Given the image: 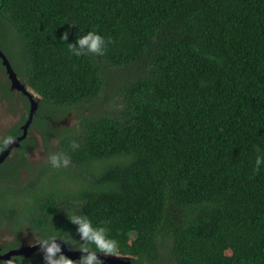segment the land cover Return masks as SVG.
I'll return each instance as SVG.
<instances>
[{
	"label": "trees",
	"instance_id": "trees-1",
	"mask_svg": "<svg viewBox=\"0 0 264 264\" xmlns=\"http://www.w3.org/2000/svg\"><path fill=\"white\" fill-rule=\"evenodd\" d=\"M89 30L111 41L104 55L73 56L67 43ZM9 39L40 97L35 127L43 107L98 98L108 68L150 72L123 88L120 116L81 118L55 153L67 164L33 167L26 144L24 168L0 178V227L59 231L79 249L76 213L132 264H264V0H0L4 53Z\"/></svg>",
	"mask_w": 264,
	"mask_h": 264
},
{
	"label": "rangeland",
	"instance_id": "rangeland-1",
	"mask_svg": "<svg viewBox=\"0 0 264 264\" xmlns=\"http://www.w3.org/2000/svg\"><path fill=\"white\" fill-rule=\"evenodd\" d=\"M4 47V46H3ZM5 54L9 58L12 65L19 63L21 65V59L17 56L18 48L14 43L7 42L5 48ZM106 67L103 66V69ZM150 72V66L145 64L128 66L120 69L108 68L104 70L103 76L105 85L103 92L98 98L92 101H88L80 105L78 109L70 110H52L46 106L42 108L41 114L42 123L40 127L32 129L30 132V139L33 142V149L28 154V160L32 163L33 167L39 166L50 159V156L55 154L57 148L68 136L78 134L80 129V120L85 115H110L120 116L124 111V99L123 88L127 83L136 78L139 74ZM0 87L9 89L10 80L6 71L0 66ZM10 91H5L0 88V142L6 137L9 130L13 129L17 125H21L29 115L30 104L27 109L26 100L24 95L12 88ZM40 107V106H39ZM40 110V108H39ZM25 118V120H24ZM26 123V122H25ZM44 137V140H43ZM51 137L52 139L48 138ZM21 179H26L30 176L29 172L21 171ZM23 201V200H22ZM30 204L29 202H23L22 208H26ZM32 232L25 231L23 234L24 239L33 243L37 241V237ZM14 238L11 229L0 230V242L8 241ZM170 246V240L166 239ZM169 240V241H168ZM169 246H165L163 249L164 256L168 262H170ZM78 261V260H77ZM35 264H44L40 257L35 260Z\"/></svg>",
	"mask_w": 264,
	"mask_h": 264
},
{
	"label": "clouds",
	"instance_id": "clouds-1",
	"mask_svg": "<svg viewBox=\"0 0 264 264\" xmlns=\"http://www.w3.org/2000/svg\"><path fill=\"white\" fill-rule=\"evenodd\" d=\"M62 40L67 42L68 35L62 37ZM110 40L96 30H89L86 33L78 36L74 43L68 44V51L75 57H81L86 54H95L97 56L104 55L107 45ZM13 140L9 135L2 144L7 147ZM258 153L255 157L254 170L259 172L264 166V149L256 147ZM50 162L53 167H60L61 164H67V158L62 153L53 154L50 156ZM71 223L77 226V232L80 237L79 251L83 254L79 259V264H103L99 259V255H109L114 253L118 247V241L109 235V229L104 226L94 225L92 220L81 214L74 213L69 217ZM61 243H66L65 238L59 231L49 235L45 234L37 243L43 254L44 264H74V261L63 254ZM59 254V255H58Z\"/></svg>",
	"mask_w": 264,
	"mask_h": 264
},
{
	"label": "flooded vegetation",
	"instance_id": "flooded-vegetation-1",
	"mask_svg": "<svg viewBox=\"0 0 264 264\" xmlns=\"http://www.w3.org/2000/svg\"><path fill=\"white\" fill-rule=\"evenodd\" d=\"M1 47V46H0ZM2 49V48H1ZM3 51V50H2ZM4 53V52H3ZM5 54V53H4ZM6 55V54H5ZM1 61V65H3V62H2V59H0ZM3 67V66H2ZM5 68V67H4ZM6 70V68H5ZM7 73V71H6ZM17 74V73H16ZM8 75V74H7ZM18 75V74H17ZM9 78V76H8ZM19 79V82H21L22 86H24L25 89H27V92L29 95L32 96V98L36 101H39L40 97L37 96V93L35 91H33L29 86H27L25 83H23L21 81V79L18 77ZM10 80V79H9ZM11 85H12V82L10 81V87L9 89L7 88H2L0 87L1 89L5 90L7 89L8 91L11 90ZM13 86V85H12ZM13 88V87H12ZM14 89V88H13ZM18 91V90H17ZM20 92L22 95H24L23 97L25 99L28 100L29 104H30V100L29 98L25 95V93L21 92V91H18ZM39 103V102H38ZM40 106V105H39ZM40 108V107H39ZM39 108H38V111L34 117V120H33V124L31 125V127L28 129V135L27 137L21 142L20 146H18L16 149H14L10 154L9 156L6 158V160L0 164V178L3 176V174L5 175V177L7 179L10 178V175H12V168L9 167L8 165H13L15 167H18L19 169L21 168H24L23 167V164L25 162L24 158H23V151L27 148L26 147V144L29 143L30 146H33V142L31 141L30 139V132L32 129H36V127L34 126V122H35V118L37 117L38 115V112H39ZM43 113V111H42ZM41 116V115H39ZM29 117V115H28ZM41 119V117H40ZM28 118L24 121V122H21V125H17L16 127H14L13 129L9 130L6 134V137H8L11 132H13L14 130L16 129H19V132L20 134L17 135L16 137H13V140L21 137L23 134H24V130H23V127L25 126V122H27ZM42 122V120H41ZM41 125V124H40ZM5 137V138H6ZM43 140H44V137H43ZM3 141L0 142V152L2 151H5L7 149V147H4L3 144H2ZM29 147V146H28ZM33 149V148H32ZM31 149V150H32ZM29 150V152L31 151ZM29 154V153H28ZM27 161L28 160V155H27ZM30 162V161H29ZM7 163V165L5 166L4 164ZM22 171V170H21ZM27 172V171H26ZM23 180V179H22ZM24 225V224H22ZM11 229L12 233H13V236L14 238H11L10 240L8 241H1L0 242V264H25V262L22 261V259H24L26 262H28L29 264H35V260L40 257V260H44L43 259V254L41 252V250H38L37 252H33L32 254H30L29 257L25 256V255H13L9 258H6L8 255H10L11 253L15 252V251H18L20 249H34L36 246H37V243L39 242L40 240V237L33 231H30L25 225H24V229L23 230H20V229H17L12 223L10 222H7L5 225H3L2 227H0V230L1 229ZM25 231H28V232H32L31 234H34L36 237H37V241L36 242H29L27 241L26 239H24V232ZM68 249L69 250H79V249H72L71 247H69L67 245ZM79 261V260H78ZM78 261H74V262H78Z\"/></svg>",
	"mask_w": 264,
	"mask_h": 264
},
{
	"label": "water",
	"instance_id": "water-1",
	"mask_svg": "<svg viewBox=\"0 0 264 264\" xmlns=\"http://www.w3.org/2000/svg\"><path fill=\"white\" fill-rule=\"evenodd\" d=\"M0 59H2L3 66L6 68L7 74L9 76L10 81L12 82L13 88L25 93V95L30 100V113L28 120L23 127L24 134L15 139L12 140L10 144H8V147L5 151L0 152V164H2L6 158L9 156V154L16 149L18 146H20L21 142L27 137L28 135V129L33 124L34 117L38 111L39 103L38 101L34 100L31 95L28 94L27 89L22 86L21 82H19L18 75L14 71L13 67L11 66L10 61L8 60L7 56L3 53L1 47H0ZM61 248L63 251V254L66 255L68 258L72 259L73 261H77L81 258L83 255L79 250H69L66 243H61ZM40 250L39 245H37L34 249H20L18 251H15L8 255L6 258H9L13 255H25L27 257L30 256L33 252H37ZM59 255V254H58ZM99 259L103 262V264H132L133 257L130 256H123V255H99Z\"/></svg>",
	"mask_w": 264,
	"mask_h": 264
}]
</instances>
